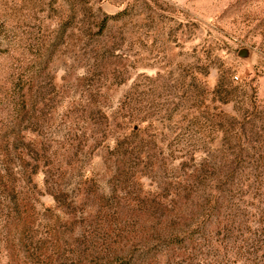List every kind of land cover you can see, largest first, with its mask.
Listing matches in <instances>:
<instances>
[{
	"label": "rangeland",
	"instance_id": "obj_1",
	"mask_svg": "<svg viewBox=\"0 0 264 264\" xmlns=\"http://www.w3.org/2000/svg\"><path fill=\"white\" fill-rule=\"evenodd\" d=\"M0 264H264V0H0Z\"/></svg>",
	"mask_w": 264,
	"mask_h": 264
},
{
	"label": "water",
	"instance_id": "obj_2",
	"mask_svg": "<svg viewBox=\"0 0 264 264\" xmlns=\"http://www.w3.org/2000/svg\"><path fill=\"white\" fill-rule=\"evenodd\" d=\"M248 54H249V52L246 49H243L240 51L239 56L246 58V57H248Z\"/></svg>",
	"mask_w": 264,
	"mask_h": 264
},
{
	"label": "trees",
	"instance_id": "obj_3",
	"mask_svg": "<svg viewBox=\"0 0 264 264\" xmlns=\"http://www.w3.org/2000/svg\"><path fill=\"white\" fill-rule=\"evenodd\" d=\"M106 22V19L104 20V23Z\"/></svg>",
	"mask_w": 264,
	"mask_h": 264
}]
</instances>
